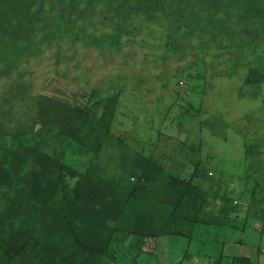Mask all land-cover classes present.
<instances>
[{"label":"trees","instance_id":"obj_1","mask_svg":"<svg viewBox=\"0 0 264 264\" xmlns=\"http://www.w3.org/2000/svg\"><path fill=\"white\" fill-rule=\"evenodd\" d=\"M136 20L163 27L157 40L166 47L163 63L171 52L183 63L164 74L191 79L202 60L203 96L214 77L229 79L249 67L264 43V0H0V138L15 140L0 155V264H107L116 233L190 237L197 228L201 238L217 225L238 227L232 201L221 187L212 189L218 180L194 158L199 148L176 155L164 136L159 150L128 147L136 140H123L115 127L118 92L91 89L82 102L31 91L26 69L83 55L84 47L90 56L98 48L115 51ZM188 54L193 59L186 62ZM157 102L153 109L163 117L169 106ZM255 114L245 113L237 129L248 175L264 152L253 138L260 136L252 128L263 126ZM202 123L221 137L228 127L215 116ZM167 153L168 168L161 162ZM183 161L193 167L188 178ZM254 183L251 197L242 198L245 224L261 217L264 183ZM219 197L223 206L208 211Z\"/></svg>","mask_w":264,"mask_h":264},{"label":"rangeland","instance_id":"obj_2","mask_svg":"<svg viewBox=\"0 0 264 264\" xmlns=\"http://www.w3.org/2000/svg\"><path fill=\"white\" fill-rule=\"evenodd\" d=\"M134 23L131 27L137 29L127 35L125 43H121L120 48L115 51L98 48L97 53L90 56L86 51L88 47H84L83 55L76 53L64 55L63 58L59 56L57 59L45 60L43 65L36 63L29 67L25 70V75L31 76V91L35 95L59 96L68 93L67 97L71 100L82 102L87 99V93L91 89H95L98 94L118 92L119 104L115 112V127L123 140L129 141V136L130 139L136 140L128 147L136 149L139 146L138 150L145 152L152 147L160 146L159 150L161 145L164 147L166 143L164 145L156 140L158 136H164L170 137L167 141L170 147L167 148L177 146L178 150L174 154L178 155L180 151L183 155L191 149L190 145L195 147L199 143L203 146L200 156L209 164L210 170H224L226 176L241 178L246 165L242 155L244 138L236 129L237 125L244 124L245 113H260V117L255 114L254 118H264V43L257 49L254 57L250 58L253 62L252 67L247 70L240 89L234 87H237L244 75L239 71L229 79L221 77L211 79L213 87H208V95L203 96L202 60H197L196 66L191 70L193 73L191 79L182 78L175 73L164 74L172 72L183 63L177 61L175 57L177 53L173 52L170 55H175L174 57L165 59V63L162 62V57L166 55V47L157 40L162 37L163 27L151 26L144 20H136ZM102 27L109 31L107 24H103ZM112 39L117 41L115 37ZM48 54L50 56L54 53L49 51ZM185 59L188 62L193 57L188 54ZM208 59L210 60V56ZM176 81L178 85H174ZM159 82L162 83L158 84ZM27 94L30 95L29 90ZM225 96H229L230 103H233L226 107L231 110L228 116L222 112V106L228 101L223 99ZM156 101L157 104L164 101V104L169 106L163 117L153 109V103ZM202 107L214 115L215 113L223 115L231 122L223 130L224 139L212 135L208 128L199 125V108ZM252 132L260 136L261 139L254 136L253 138L259 148H264V130L258 133L257 127H253ZM13 136L0 138V155L6 146L13 145L15 142ZM185 142L188 145H183ZM169 156L167 153L166 158ZM237 236L239 237V234ZM156 242L159 249L155 251L158 255L155 256L151 248L149 251L146 250V253L136 256L137 263L165 264L181 256L179 264H198L193 261L187 262L182 257L187 251L182 247L187 242L185 238L158 237ZM262 246L264 247V244ZM193 250L194 245L186 253ZM246 251L251 253L247 248ZM167 257L171 259H165ZM195 259L204 261L200 254Z\"/></svg>","mask_w":264,"mask_h":264},{"label":"clouds","instance_id":"obj_3","mask_svg":"<svg viewBox=\"0 0 264 264\" xmlns=\"http://www.w3.org/2000/svg\"><path fill=\"white\" fill-rule=\"evenodd\" d=\"M252 61L249 64V67L245 68V70L240 69L244 75L239 82V85L234 86L236 89L241 86V82L245 81L247 70L252 67ZM163 77V76H162ZM204 78V76H203ZM205 80V79H204ZM184 81V80H183ZM163 82V81H162ZM159 82L158 84L162 83ZM204 86V84H203ZM213 86V85H212ZM208 87H211L208 86ZM220 89V88H219ZM209 92V90H208ZM230 95V94H226ZM223 99L228 100L227 103L222 106V112L229 115L231 110L226 109L227 106L232 105L230 103L231 98L229 96L223 97ZM258 100V99H257ZM200 115V123L199 125L208 128L203 125V119L209 116H215L221 119L225 124L231 123L227 121L223 117V115L211 113V111L204 110L203 107L199 108ZM260 117V116H259ZM262 117V116H261ZM263 121V126L260 128L258 133L264 130V118H260ZM223 123V124H224ZM240 125H237V129H239ZM227 127V126H226ZM236 129V131H237ZM212 135L217 136L219 138H225L214 134V131L211 129H207ZM219 131H221L219 129ZM257 134V133H256ZM159 138V136H158ZM158 138L156 142H158ZM243 150L242 155L244 159L246 158V146L245 141H243ZM183 145H188V143H184ZM190 145V144H189ZM196 148H199L198 153L194 152V158L199 159L203 162L205 169L207 170V174L210 177H213L215 180H218L219 184L215 183L213 186V190L217 191L220 187L221 191L226 198L232 201V206L234 208V218L240 220L237 224V228H232L230 226H219L217 225L215 228L210 229L206 232L204 237H197V228L196 232L192 236H184L178 234H163V235H153L150 237H138L135 235L126 236L122 233L114 234L113 241L111 242V247H109L110 251L107 253V264H143L136 262V256L141 253H146V250H150L151 248L154 250V255L157 256V252L155 250L159 249L157 246L156 239L158 237H168L169 239L178 236L183 237L187 240L186 243L182 245L183 249L189 251L191 250V246L194 245L193 252L186 253L182 255L187 262L193 261L198 262V264H264V188L262 192H260L259 196L262 198V212L260 220L256 219L254 222H250L245 224L243 220L247 214V203L242 199L243 196L252 195V188L255 185L254 182L262 181L264 183V152L260 155L261 157V166L257 169H253V164L251 165L250 173L248 175L246 166L243 170V176L239 179L232 178V176H226L224 170H210L208 167L209 164L205 163V159L200 156L202 147L198 143ZM190 145V150H187L183 155L179 151L180 156H184L192 152L191 150L195 148ZM170 154V153H169ZM212 156V155H210ZM171 155L168 158L161 159L162 165L168 168L171 163ZM209 159V158H208ZM207 159V160H208ZM192 165H185L184 161L182 164L181 175L185 178H188L189 174L192 172ZM130 180H135L134 176L130 177ZM220 191V192H221ZM263 195V197H262ZM229 201V202H230ZM224 202L219 197L213 199V202L207 208L210 210H218L223 206ZM239 234V237L237 236ZM154 245V246H153ZM131 246V247H130ZM246 248L250 250L251 253L246 251ZM165 253V252H164ZM195 253V254H194ZM202 255L203 260L195 259L198 255ZM194 256V257H193ZM165 259H171L167 257ZM181 256L176 257L174 261L165 263V264H179ZM97 264V263H96ZM155 264H163L161 262H157Z\"/></svg>","mask_w":264,"mask_h":264}]
</instances>
